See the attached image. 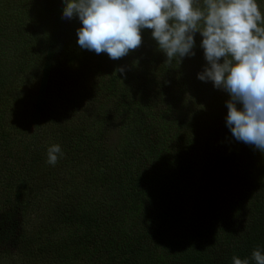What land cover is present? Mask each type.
I'll return each mask as SVG.
<instances>
[{
    "label": "trees",
    "instance_id": "1",
    "mask_svg": "<svg viewBox=\"0 0 264 264\" xmlns=\"http://www.w3.org/2000/svg\"><path fill=\"white\" fill-rule=\"evenodd\" d=\"M64 6L0 0V259L11 245V264H256L264 153L226 126L229 94L198 79L202 35L194 56L169 62L141 29V45L113 60L79 46L82 22ZM12 205L40 228L24 236Z\"/></svg>",
    "mask_w": 264,
    "mask_h": 264
},
{
    "label": "clouds",
    "instance_id": "2",
    "mask_svg": "<svg viewBox=\"0 0 264 264\" xmlns=\"http://www.w3.org/2000/svg\"><path fill=\"white\" fill-rule=\"evenodd\" d=\"M64 5L63 19L78 16L82 22L79 46L113 60L137 49L145 28L153 30L167 61L194 56V34L199 32L207 63L198 79L229 94L226 126L237 141L264 153V15L257 0H204V10L194 7L193 0H64ZM63 155L61 146L53 144L46 163L55 166ZM252 258L264 264L259 249ZM232 261L248 264L235 255Z\"/></svg>",
    "mask_w": 264,
    "mask_h": 264
},
{
    "label": "rangeland",
    "instance_id": "3",
    "mask_svg": "<svg viewBox=\"0 0 264 264\" xmlns=\"http://www.w3.org/2000/svg\"><path fill=\"white\" fill-rule=\"evenodd\" d=\"M258 6L260 7V10H261V13H262V15H264V2H260L259 4H258ZM199 101H202V99H201V97L198 95V96H194L193 98H192V102H194V103H198ZM204 103V108L205 109H208V113L206 114V116L205 117H208V114L210 113V111L214 108H210V107H205V105L207 106L208 104L206 103V102H203ZM238 108L239 107H242V105H238L237 106ZM215 110V109H214ZM208 118H205V120H207ZM207 131V130H206ZM201 136L202 137H204L205 135L203 134V133H201ZM206 141H207V137L204 139V143H203V145L206 143ZM240 145H244L243 143H240ZM245 145H247V144H245ZM247 147L248 148H253L254 146H252V145H247ZM58 162L61 164L62 163V161H60V160H58ZM60 169H62L61 168V166H60ZM65 176V175H64ZM66 177V176H65ZM0 189H2V186H0ZM46 189H47V187L45 186V187H41V188H37L36 189V191H35V193H34V195H37V194H39V195H43L45 192H46ZM53 189L54 188H52V190L50 191V192H48V193H56L57 195H58V191L57 192H52L53 191ZM13 193L16 195V196H18V195H22L21 194V191L20 190H17L16 188L15 189H13ZM47 193V194H48ZM46 194V195H47ZM34 199H36V201H37V203H42V202H45V197L44 196H37V197H33ZM2 210H0V214L2 215ZM8 213H14L13 214V219H15L16 218V221H17V223H18V225H19V227H20V231L22 232V234L24 235V236H29V234H31V232L32 231H34L36 228H40L39 226H38V224L34 227V222H36V219H33L34 217H33V214L31 213V210L29 209V211L27 212V213H25V212H22V211H20V209L18 210L16 207H14V205H12V206H10L9 207V211H8ZM34 216H38V214H34ZM4 217V216H3ZM34 227V228H33ZM33 228V229H32ZM32 229V230H31ZM176 230H174L173 231V233L171 234V235H173L174 234V232H175ZM11 251L15 254V255H17L18 256V251H17V249L15 248V247H11V245H6L5 246V248H4V250L2 251V254H1V259H0V264H11V262H12V259H11ZM10 254V255H9Z\"/></svg>",
    "mask_w": 264,
    "mask_h": 264
}]
</instances>
